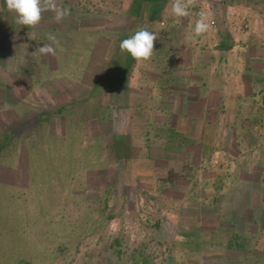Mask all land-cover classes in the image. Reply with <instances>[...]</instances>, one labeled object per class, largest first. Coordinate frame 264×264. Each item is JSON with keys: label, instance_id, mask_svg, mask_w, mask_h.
<instances>
[{"label": "rangeland", "instance_id": "374dc122", "mask_svg": "<svg viewBox=\"0 0 264 264\" xmlns=\"http://www.w3.org/2000/svg\"><path fill=\"white\" fill-rule=\"evenodd\" d=\"M243 1L183 0L185 17L172 14L174 0L155 17L148 10L143 26L158 37L129 84L143 103H104L100 111L121 117L98 130L76 112L129 32L133 0H55L94 16L58 22L49 10L30 31L0 21V264H264V8ZM201 12L215 27L195 36ZM188 43L223 52L193 72L188 89L202 105L191 108L187 89L159 79L173 69L167 57L190 71L191 57L180 58ZM225 189L233 197L219 202L221 215L213 205Z\"/></svg>", "mask_w": 264, "mask_h": 264}, {"label": "trees", "instance_id": "16d2710c", "mask_svg": "<svg viewBox=\"0 0 264 264\" xmlns=\"http://www.w3.org/2000/svg\"><path fill=\"white\" fill-rule=\"evenodd\" d=\"M253 1L255 4H261L260 0H253ZM1 2L2 3L0 4V6H2V8L0 9V21L3 22V24H2L3 27L6 24H8L6 26H11L10 28H11L13 33L15 31H25V30L30 31L31 30L27 26H22V25L18 24L16 18L15 17L13 18V15H11L9 13V11L5 9L6 5L4 3V0L3 1L1 0ZM67 2H69V1H66V3ZM166 3H167L166 0H133V2L131 3V11L127 15L128 18L129 17L132 18L131 23H130V18L128 20L129 21L128 25L130 24V26H128L129 32H126V30L120 32V34H122L123 36L119 37V39H117V42H116L117 46L116 47H118V49L116 50V52H114L111 55V57H110L111 59L109 60L108 64H105V65H107L105 67V69L103 70L105 72V76L103 78L101 77L102 80H100V77L98 78L99 80H96L97 82L95 85H93L91 87L89 95L87 93L86 97H84V99H83V103H82L83 109H81L80 113L76 112V116L78 119H76L74 121L77 124L86 125L87 128H89V126H91V127H94L95 130H98L99 126H97V125L99 124L100 121L103 122L104 118L106 120V119H110V116H114L112 113L110 114V112H108L109 114H105V112H102L99 110L100 108H102L104 106V103H107L109 108H110V105L113 106V108H111V109H115V110H117L116 108L119 109V107L120 108L125 107V108L129 109V108L133 107V105L135 106L136 102L139 105L143 103L141 101L143 97L137 95L136 92L133 93L134 90H132L131 86L129 85L131 74H132L131 70L133 68V65H134L133 63H134L135 59L126 51H121L120 43L123 39H126V38L130 37L131 35H133L138 29L144 28L143 17L146 16L145 13H147L148 10L149 11L151 10L150 16L155 17L156 11L158 10V12H159L160 10H162L165 7L164 5ZM243 3L247 4V0H244ZM74 7H75V5L73 7L69 8L71 10V15H69V17L72 16V17H75L78 19L79 16L80 17H93L94 16L91 13V11L85 10L86 9L85 7H80L77 9H74ZM261 7L264 8V0H262ZM14 15H15V13H14ZM148 19L150 20V18H148ZM42 20H44V19H42ZM45 22L46 21H42L43 27L51 25L50 23H49V25H48V23L45 25ZM141 23H142V25H140ZM21 26H22V28H21ZM226 45L227 44H225V43L222 44V46H226ZM173 52H174V50H173ZM173 52L168 54V56L171 55ZM27 57L28 56L26 55V58ZM163 57H165V56H159V57L156 56L153 58H155V60H156L157 58L161 59ZM160 59H158V64H160ZM174 60L173 59L170 60V57H167L166 61H164L167 63V66H166L167 68L170 65V66H173L172 67L173 69H169V70L165 69L161 73V76L160 77L158 76L159 79L161 80V83L171 85V87L176 91L182 89V91L185 92V90L187 89L185 92V95L189 98V101L187 104H191V105H189L190 108L194 107L197 104L202 105L201 99H200L201 93H198V91H194V90L190 91L188 89V87L191 86L192 80L196 79L197 77L193 73H191L192 71H188V69H186V71H183L184 66H178L174 62ZM180 73H181V75H179ZM205 78H203V79H205ZM30 81H32V79ZM184 87H186V88H184ZM111 90H115L114 95H113V93L112 94L110 93ZM129 96H133V99H131ZM109 97H112L111 100H108ZM128 99L129 100L131 99L130 103L128 102ZM106 100H107V102H106ZM113 100H114V103H112ZM204 100H205V98H204ZM70 103L71 104H68L66 106H70L71 108L72 107L75 108L78 106L77 104H72L73 103L72 100ZM187 104H186V107H187ZM146 105H147V103H146ZM203 105H204V103H203ZM64 107L65 106L58 107L59 109L57 111L62 112L61 110H63ZM72 111L75 112V110H72ZM201 111H202V109H201ZM205 111H208V110H205ZM117 113H118V111H117ZM41 117L42 116L40 115V112H37V113H35V115L32 118L28 117V120L34 119L35 121H37V123L33 125L36 127V125L39 124ZM119 117H121V115L117 114V116L115 118L118 119ZM185 117L186 116H184V118ZM199 117L201 118V116H199ZM196 118L192 117L190 119L191 123L194 122L193 125H191L192 131H196V129H197ZM178 119H179V121L181 120L180 118H178ZM188 121L189 120L186 118L185 122H188ZM29 122H32V121H29ZM112 122H115V119H113ZM173 123L178 124L179 122L176 121V122H172V124ZM163 125H166V124H163ZM9 126L13 127L16 125L14 122L12 123V120H11V125H9ZM192 133H194V132H192ZM195 139L196 138L193 137V140H191V143L194 142ZM3 146H4V143H2L0 140V150ZM122 147L124 149L127 148V146H122ZM121 151H123V150H121ZM232 194H233V189H230L229 191H227V189H225V190L215 194L216 201H218V202L215 201L216 205H213L214 206L213 208L216 210H220L221 215L224 211H222V209H219L220 208L219 202H222L225 207L230 206L231 200L229 197H231ZM241 195H243V194H241ZM238 196L240 197L239 193L235 197H238ZM263 219H264V215H263ZM219 222L224 223V220L221 219ZM263 226H264V224H263ZM263 226H262V228L264 229ZM218 236L219 235H213L211 237L212 241L214 240V238H216ZM203 244H205V243H203ZM222 246H224V244H222ZM232 246L233 245H230V247H232ZM244 248H245V246H244Z\"/></svg>", "mask_w": 264, "mask_h": 264}, {"label": "clouds", "instance_id": "9594fccd", "mask_svg": "<svg viewBox=\"0 0 264 264\" xmlns=\"http://www.w3.org/2000/svg\"><path fill=\"white\" fill-rule=\"evenodd\" d=\"M6 8L15 13L17 23L22 26L33 27L38 25L45 11H54L55 19L59 22L66 16L71 15L68 8L58 7L55 0H4ZM171 12L175 17H185L189 15L187 5L183 0H174ZM209 16L204 12L199 13V18L195 23L194 34L200 36L210 29ZM158 35L146 28L138 29L130 37L123 39L120 43L121 51H126L135 60H148L154 51V42ZM49 39L55 40L50 35ZM41 54H54V49L44 45L39 50Z\"/></svg>", "mask_w": 264, "mask_h": 264}, {"label": "crops", "instance_id": "0c3cea01", "mask_svg": "<svg viewBox=\"0 0 264 264\" xmlns=\"http://www.w3.org/2000/svg\"><path fill=\"white\" fill-rule=\"evenodd\" d=\"M224 1H226V0H221V2H224ZM230 3H232V1ZM193 10H195V9H193ZM235 10H236L237 15L240 14V9H235ZM212 13H213L212 10H210L209 14H212ZM214 31H216V30H214ZM180 34H182V32H180V30L177 29V35L180 36ZM199 43H202V42L200 41V42H198V44ZM224 43L226 44L227 42H224ZM224 43L222 42V40H221V42L219 41V47L222 46V44H224ZM188 45L191 46V48L187 49L186 55H181V58L183 59L182 62H184L186 64L187 61L189 60L186 57H191L192 62L191 63L188 62L189 64L192 65L190 67V71H192L191 73L194 72V73L201 74L204 71H206L208 69V67L212 66L215 62L217 63V60H216L217 57L216 56H217L218 51H220L219 49H211V50L209 49V51H207V50L196 48L197 46H192L190 43H188ZM222 48H223V46H222ZM188 50H189V54H188ZM221 52L222 51H220L219 53H221ZM213 60H215V61L213 62Z\"/></svg>", "mask_w": 264, "mask_h": 264}, {"label": "built area", "instance_id": "2783aa9c", "mask_svg": "<svg viewBox=\"0 0 264 264\" xmlns=\"http://www.w3.org/2000/svg\"><path fill=\"white\" fill-rule=\"evenodd\" d=\"M233 14H234V13H233ZM209 23H210V25H211L212 28L215 27V21L211 20V21H209ZM211 27H210V28H211Z\"/></svg>", "mask_w": 264, "mask_h": 264}]
</instances>
